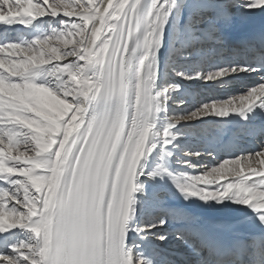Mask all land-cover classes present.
I'll list each match as a JSON object with an SVG mask.
<instances>
[{
    "label": "snow or ice",
    "instance_id": "snow-or-ice-1",
    "mask_svg": "<svg viewBox=\"0 0 264 264\" xmlns=\"http://www.w3.org/2000/svg\"><path fill=\"white\" fill-rule=\"evenodd\" d=\"M0 264H264V0H0Z\"/></svg>",
    "mask_w": 264,
    "mask_h": 264
},
{
    "label": "rangeland",
    "instance_id": "rangeland-1",
    "mask_svg": "<svg viewBox=\"0 0 264 264\" xmlns=\"http://www.w3.org/2000/svg\"><path fill=\"white\" fill-rule=\"evenodd\" d=\"M6 55H9V54L7 53ZM243 82H245L246 84L252 83L251 80H246V81H242V82L241 81H234L231 88H218V87L213 86L212 84L206 85V84L201 83V82H196L194 84L184 82V89H190L189 87H191L193 90V94H194L193 98H189L188 94L184 92V98L186 99V104H187V105L185 104L184 107L185 108H192L194 105H199L202 102H211L212 99L222 100V99L228 98L231 95H239L240 94L239 90L241 88V85L244 84ZM226 91H228V92H226ZM223 92H226V93L220 94ZM258 125L259 124H257V126ZM198 127L200 129L204 130L205 124H201ZM213 127L216 128V125L213 124L211 128H213ZM211 128H209V131H212ZM232 137H233V139H237L235 133H232ZM251 138L253 139V137H251ZM248 139H249V137H245V138L241 139L239 142L241 145H243V147H244V145H246L245 147H247V148H250V149L255 148V147H253L252 140H248ZM202 140H203V137H197L195 140H190L189 143L199 145L202 142ZM209 163H211V162H209Z\"/></svg>",
    "mask_w": 264,
    "mask_h": 264
},
{
    "label": "bare ground",
    "instance_id": "bare-ground-1",
    "mask_svg": "<svg viewBox=\"0 0 264 264\" xmlns=\"http://www.w3.org/2000/svg\"><path fill=\"white\" fill-rule=\"evenodd\" d=\"M113 2L115 3L116 2V0H113ZM104 6H106V4L104 5ZM109 11H111V9H109ZM259 27H260V18H257L256 19V21H255V26H254V30L255 31H259ZM7 53H5L4 55H6ZM244 84H246L245 82H243ZM194 84V83H193ZM199 86V85H198ZM203 86V85H202ZM215 87H218V88H220L219 86H215ZM190 89H185V93H187L188 94V97L189 98H193L194 97V94H193V90H192V88L191 87H189ZM219 90V89H218ZM226 92H228V91H226ZM226 92H223V93H220V94H225ZM187 105V104H186ZM189 105V104H188ZM187 107V106H186ZM214 123H211L210 121L208 122V123H206L205 124V129L204 130H208L209 131V128H211L212 127V125H213ZM214 125H216V128L215 127H213V128H211L212 130H220L221 131V134H223V131L224 130H226V128H227V126H221V125H217V124H214ZM199 126V125H198ZM259 127H260V125H258L257 126V128L259 129ZM203 128V127H202ZM210 129V130H211ZM213 134V136H215V132H213L212 133ZM230 139H233V137H232V133H230ZM248 140H252V142H253V147H256L257 146V144L259 143L258 141V138L257 137H253V139L251 138V137H249V139ZM258 142V143H257ZM243 146V145H242ZM246 145H244V147H245ZM221 157H223V156H226L227 154L225 153V152H223V151H220V154H219ZM205 163H209V162H211V160L210 159H206L205 161H204Z\"/></svg>",
    "mask_w": 264,
    "mask_h": 264
}]
</instances>
